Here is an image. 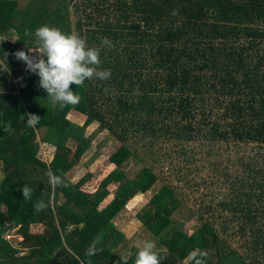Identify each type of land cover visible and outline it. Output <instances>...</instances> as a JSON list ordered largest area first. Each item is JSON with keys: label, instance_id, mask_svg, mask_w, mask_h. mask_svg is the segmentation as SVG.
I'll use <instances>...</instances> for the list:
<instances>
[{"label": "trees", "instance_id": "1", "mask_svg": "<svg viewBox=\"0 0 264 264\" xmlns=\"http://www.w3.org/2000/svg\"><path fill=\"white\" fill-rule=\"evenodd\" d=\"M42 25L100 47V68L111 79L72 85L81 96L75 106L50 103L39 77L23 71L14 55L37 45L34 33ZM104 37L114 47L102 46ZM0 40V264H116L118 254L135 264L140 248L113 219L159 179L163 184L140 218L161 264H194L201 251L204 264H264V0H0ZM28 113L40 117L34 127L26 126ZM95 122L97 130L88 134ZM9 123L12 131L5 132ZM99 131L119 141L108 157L117 186L102 207L110 194L105 184L84 188L93 172L76 182L68 176ZM197 140L209 155L221 144L258 150L238 158L241 173L219 170L211 182L219 189L217 205L192 209L181 185L190 181L183 164L194 161L188 149ZM164 157L179 184L157 169ZM132 159L142 166L129 177ZM49 169L66 186L50 185ZM24 185L32 189L29 200ZM38 200L48 205L40 213ZM192 217L202 224L188 234ZM32 224L43 228L33 231ZM10 228L17 244L5 236ZM227 235H239L241 249ZM97 237L102 251L86 255Z\"/></svg>", "mask_w": 264, "mask_h": 264}, {"label": "rangeland", "instance_id": "2", "mask_svg": "<svg viewBox=\"0 0 264 264\" xmlns=\"http://www.w3.org/2000/svg\"><path fill=\"white\" fill-rule=\"evenodd\" d=\"M71 16H73L75 21L77 15L74 14V11H72ZM15 39L16 37L13 36L11 41L13 42ZM24 70L27 71L26 68H24L23 71ZM69 117L73 120L79 121L80 123H83L85 119V117H82L78 113H70ZM97 126L98 123L96 122L90 124L86 128L87 133L89 134L94 130H97ZM107 133V131L96 132L92 138L91 147L82 155L79 163L68 173L69 178L76 182L86 172H93L94 177L84 186L86 191H93L99 185L105 184V186L110 190V194L104 199L101 207L107 204L114 197L113 191L117 186L115 176L117 175L118 170L113 163L108 161V157L119 145V141H116L113 136H109ZM189 144V154L192 152L194 153V161L191 162V164L184 162L183 165H187V169H189V171H187L190 181L185 182V185L181 186L185 192V195L183 196L185 198V202L192 209H197L200 206L207 205L209 203L217 205L221 198L217 195L214 196V192H218L219 189L211 182L219 177V170L228 169L231 174L241 173L242 169L239 167L241 165L238 158L242 155L247 156L249 154H253L258 150L254 144L250 146H236L231 144L227 147L225 144H221L217 151H213V153L209 155L208 147L205 145L201 146L199 140L191 141ZM71 145L72 147H75L74 142H72ZM167 146L169 145L165 144L164 147ZM261 152L264 155V149H262ZM170 159V157L162 158L161 161H159L160 163H158L159 165L157 166V169H161L162 175L168 177L167 180L177 184L178 181L171 176L172 174L170 168L172 164ZM172 160L175 161L176 159L173 157ZM141 166L142 164L140 160L132 159L126 166V174L129 175V177H133L139 171ZM216 166L218 167V170H215ZM244 175L245 173H243V176ZM162 184V180L159 179L147 192L134 196L113 219L116 228L121 230L125 238L132 241L131 243H136L139 248L142 247L143 241L153 240L145 230L140 218V213L143 210L144 205L153 198L154 194L158 192ZM215 222L218 226L221 225L222 218L219 216L218 212L216 214ZM6 224H8V222H6ZM201 224L202 220H198L197 217L190 218L185 224L186 232L188 234L193 233ZM42 228L43 227L40 224L31 225V230L33 231H41ZM5 236L17 244L18 241H16V238L19 235L11 231V228L5 231ZM227 236H229L234 247L241 249L240 242L236 239L239 235H234L233 238L231 237L232 235Z\"/></svg>", "mask_w": 264, "mask_h": 264}, {"label": "clouds", "instance_id": "3", "mask_svg": "<svg viewBox=\"0 0 264 264\" xmlns=\"http://www.w3.org/2000/svg\"><path fill=\"white\" fill-rule=\"evenodd\" d=\"M173 15L178 14V10H173ZM31 33H26L30 35ZM37 39L35 47H28L27 51L18 50L14 53L15 58L22 61L26 70L39 77L38 87L47 93L50 103L57 104L61 108L79 104L81 96L74 92L72 85L83 87L86 80L99 79L106 81L111 79V71L101 69V48L90 47L85 37L78 33H65L58 27L42 25L36 28L34 33ZM101 45L109 49L114 47L112 41L104 37ZM105 91H109L107 88ZM26 126L34 127L39 123L40 117L36 114L28 113ZM25 120L24 116H21ZM5 132H11V124L4 126ZM50 185L64 187L61 176L55 175L50 169L45 173ZM3 177H0L2 180ZM22 194L24 200L31 199L32 189L24 185ZM48 205L44 200H38L34 204L36 213L43 212ZM101 242L100 237L95 238L88 249L86 255H95L102 251L98 248ZM157 244L154 240L143 241L142 247L136 254L135 264H161L163 260L156 251ZM207 253L201 251L193 258L194 264H204V257ZM119 259L116 264H128V254H118Z\"/></svg>", "mask_w": 264, "mask_h": 264}, {"label": "crops", "instance_id": "4", "mask_svg": "<svg viewBox=\"0 0 264 264\" xmlns=\"http://www.w3.org/2000/svg\"><path fill=\"white\" fill-rule=\"evenodd\" d=\"M10 41H11V39H10ZM11 42H12V41H11ZM0 44H1V41H0ZM108 203H109V202H108ZM105 205H106V204H105ZM105 205H104V206H105Z\"/></svg>", "mask_w": 264, "mask_h": 264}]
</instances>
